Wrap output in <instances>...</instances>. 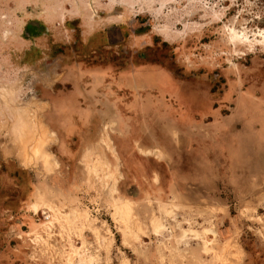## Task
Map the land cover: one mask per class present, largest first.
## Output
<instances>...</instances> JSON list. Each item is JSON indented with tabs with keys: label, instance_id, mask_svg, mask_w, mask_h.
Returning a JSON list of instances; mask_svg holds the SVG:
<instances>
[{
	"label": "rangeland",
	"instance_id": "374dc122",
	"mask_svg": "<svg viewBox=\"0 0 264 264\" xmlns=\"http://www.w3.org/2000/svg\"><path fill=\"white\" fill-rule=\"evenodd\" d=\"M0 264H264V0H0Z\"/></svg>",
	"mask_w": 264,
	"mask_h": 264
},
{
	"label": "crops",
	"instance_id": "0c3cea01",
	"mask_svg": "<svg viewBox=\"0 0 264 264\" xmlns=\"http://www.w3.org/2000/svg\"><path fill=\"white\" fill-rule=\"evenodd\" d=\"M82 94V95H81ZM82 96V97H80ZM92 99V97H89L87 92L85 91V93H82L77 91L74 93L73 96H71V98H66L65 100H67L68 102V107L67 109H65L64 107H62L61 111H63V113H58L59 115H71V116H76V117H79V116H85V115H95L96 112H94V109L91 107V106H86L84 104V106L81 105V100L80 99H83V100H86V99ZM90 99V100H91ZM65 110V112H64Z\"/></svg>",
	"mask_w": 264,
	"mask_h": 264
},
{
	"label": "bare ground",
	"instance_id": "6f19581e",
	"mask_svg": "<svg viewBox=\"0 0 264 264\" xmlns=\"http://www.w3.org/2000/svg\"><path fill=\"white\" fill-rule=\"evenodd\" d=\"M95 151V150H94ZM102 162V161H101ZM97 163H100L97 161ZM103 164V163H102ZM57 165V162H51L50 159H47V162H46V167L47 169H52L54 168L55 166ZM97 165V164H96ZM101 166V165H100Z\"/></svg>",
	"mask_w": 264,
	"mask_h": 264
}]
</instances>
